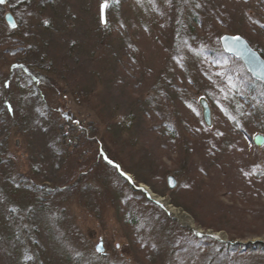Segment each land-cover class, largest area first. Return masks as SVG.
I'll return each mask as SVG.
<instances>
[{
  "label": "rangeland",
  "instance_id": "374dc122",
  "mask_svg": "<svg viewBox=\"0 0 264 264\" xmlns=\"http://www.w3.org/2000/svg\"><path fill=\"white\" fill-rule=\"evenodd\" d=\"M103 2L0 4V264H205L207 236L264 264L263 88L245 103L243 63L197 52L223 34L264 51V0H197L173 15L171 0H108L104 24ZM192 13L194 43L179 47ZM30 231L34 247L18 243ZM189 240L195 262L171 248Z\"/></svg>",
  "mask_w": 264,
  "mask_h": 264
},
{
  "label": "trees",
  "instance_id": "16d2710c",
  "mask_svg": "<svg viewBox=\"0 0 264 264\" xmlns=\"http://www.w3.org/2000/svg\"><path fill=\"white\" fill-rule=\"evenodd\" d=\"M11 0H8V2H10ZM196 2H197V0H171V2H170V4H171V15H173V14H175V13H177L179 10L180 11H183V10H186V11H190V9H193V4L195 5L196 4ZM40 4H42V3H40ZM180 13H182V12H180ZM194 13H197V11H194ZM179 16V15H178ZM27 17H28V15H27ZM27 17H23V18H27ZM190 19V20H189ZM188 19V21H189V27H190V29H189V32H188V30H187V32H185V29H181V27H178L179 29H178V31H177V33H180L179 35H178V39H180L181 41L180 42H174V44H178L179 45V47L182 45V44H184V43H186V45L187 46H192L191 44L192 43H194V42H189L190 40H194L195 39V37H196V31H197V26L195 25V22L198 20V16L197 15H194L193 13H192V16H191V18H189ZM19 25V24H18ZM262 29H264V27H262ZM264 31V30H263ZM243 36V35H242ZM187 37H188V39H187ZM191 37H192V39H191ZM243 37H245L246 38V36H243ZM247 39V38H246ZM186 40H188L187 42H186ZM248 40V39H247ZM249 41V40H248ZM184 42V43H183ZM202 43H205V42H203V41H201V42H198V43H196V44H202ZM208 42H206V44H207ZM249 43L251 44V42L249 41ZM201 45V46H199L198 47V53H200V52H202L205 56H207V57H209V58H211L212 59V61H214L215 62V57H214V55L215 56H218V57H220V58H228V59H230V60H232L233 62H236V61H240L239 59H237V58H235V57H233V56H231V55H229V54H227L226 52H224V50L223 49H221V47L219 46V49H216V50H214L213 52L210 50V46L209 45ZM254 48V47H253ZM255 50H257L261 55H262V57L264 58V51H262V50H260L259 48H257L256 46H255V48H254ZM175 54H177V53H175ZM183 54H185V53H183ZM214 58H213V57ZM241 62V61H240ZM230 70V69H229ZM246 70V69H245ZM30 71V70H29ZM31 72V71H30ZM246 72H247V74H248V76L251 78V80H252V82L250 83V85L248 86V89H246L245 91H244V93L242 92V95H239V98H241L242 99V101H244L245 103L248 101L247 99H249L250 100V98H251V96H253L254 95V93H256V92H258V90H260L259 89V87L261 86L263 89H262V93H263V95H264V84L262 83V82H260V81H258V80H255L251 75H250V73L246 70ZM235 72H233V71H231L230 70V73L229 74H234ZM30 75L32 76L31 78L32 79H35V81H34V83L37 81V80H40V77L38 76H34V75H32L31 73H30ZM224 75H228V74H224ZM229 77H231V76H229ZM254 88H256V89H254ZM44 96V95H43ZM44 98H45V96H44ZM258 100L260 101V105L262 106V107H264V97L263 96H261V95H259L258 96ZM47 110V109H46ZM47 112H49L48 110H47ZM261 131H262V134L264 135V126H262L261 127ZM156 206H157V204H155ZM31 232V233H30ZM28 234H27V237H30V238H26L25 239V237H23V238H20L19 240H18V243H24V244H27V245H31V246H33L34 247V245L31 243V241H32V237H31V234H32V231H30ZM195 235V234H194ZM198 235H195L194 237L197 239V238H200L199 236L197 237ZM177 238L179 239V237L177 236ZM206 241L204 242V244H205V248H204V251H205V255H206V262H205V264H249V261L251 260V258H249V257H243V256H241L240 258H239V256H238V258L239 259H237L236 257L234 258V257H232V251H234V252H236L237 251V248H238V246H236V249H235V245H230L229 243H224V242H219V241H217V239L216 238H214V237H212V236H210V237H203ZM23 240V241H22ZM199 241V240H198ZM188 242H190V240L188 241ZM191 242H194L193 240H191ZM189 243V244H187V243H185V246H184V248H183V245H180V247H179V249H176V246L175 245H172V247L171 248H173V253H180V252H182L183 250L184 251H189V250H192L193 252H195L196 253V258L193 260V262H195V260L196 259H198L197 258V256H198V254L197 253H200L201 254V250L202 249H196V250H194L193 249V246H195L196 245V243L192 246V243ZM178 244V243H177ZM187 244V245H186ZM253 245V244H252ZM252 245H249L248 246V248H252L253 246ZM252 246V247H251ZM255 246V252H258L259 251V249H260V245L258 244V245H254ZM263 246V245H262ZM195 247H197V245L195 246ZM264 250V249H263ZM252 252H253V250H252ZM261 253L263 254V256H264V251H261ZM32 255H35V253L33 252V253H31V255L30 256H32ZM237 256V255H236ZM244 256H247V255H244ZM259 258H261V259H264V257H259ZM250 259V260H249ZM257 259V258H256ZM231 262V263H230ZM196 263H198V262H196ZM195 263V264H196ZM251 264H261V262H259V261H252V263Z\"/></svg>",
  "mask_w": 264,
  "mask_h": 264
},
{
  "label": "water",
  "instance_id": "95a60500",
  "mask_svg": "<svg viewBox=\"0 0 264 264\" xmlns=\"http://www.w3.org/2000/svg\"><path fill=\"white\" fill-rule=\"evenodd\" d=\"M105 15V10L103 12V17ZM100 17H102V14H100ZM5 19L10 27H13V24H15L14 18L11 14H6ZM105 18H101V22L104 24ZM236 37H239L240 39H236ZM220 45L224 52L227 54L239 59L245 69L250 73V75L255 79L264 84V58L262 55L255 50L249 41L239 34H223L220 37ZM201 105L203 108V117L205 123L210 126L211 125V109L209 104L206 100H201ZM64 118L69 119V116L61 111ZM254 143L257 146L264 145V135L263 134H257L254 137ZM168 187L170 189H174L177 185V181L174 176L170 175L167 178ZM147 194L149 195L150 199L157 205H159L161 208L165 209L160 203H157L155 199L152 198V196L147 191ZM98 248H102V250H98ZM96 252L99 254H104V247H103V241H100L95 248Z\"/></svg>",
  "mask_w": 264,
  "mask_h": 264
},
{
  "label": "bare ground",
  "instance_id": "6f19581e",
  "mask_svg": "<svg viewBox=\"0 0 264 264\" xmlns=\"http://www.w3.org/2000/svg\"><path fill=\"white\" fill-rule=\"evenodd\" d=\"M146 191L149 192V194L152 196L153 199L158 201L169 213L174 215L178 218V220L183 223L192 226L193 221L192 219L180 208L174 207L170 200L167 198H163L157 194H154L150 189L146 187Z\"/></svg>",
  "mask_w": 264,
  "mask_h": 264
},
{
  "label": "snow or ice",
  "instance_id": "6c2138e0",
  "mask_svg": "<svg viewBox=\"0 0 264 264\" xmlns=\"http://www.w3.org/2000/svg\"><path fill=\"white\" fill-rule=\"evenodd\" d=\"M6 2V0H0V4H4ZM109 7V3H108V0H104V2L101 4V14H102V19H104L103 17V12L105 9H107ZM105 23H107L106 20H104ZM45 23H47V21H45ZM262 27H264V25H261ZM13 27H16L15 24H13ZM236 39H240L239 37H236ZM9 111H11V107L9 106ZM111 163V161H109ZM116 167L118 168L119 165H116ZM130 179V178H129ZM159 203V202H157ZM117 247H119V245H117ZM98 250H102V248H98Z\"/></svg>",
  "mask_w": 264,
  "mask_h": 264
},
{
  "label": "flooded vegetation",
  "instance_id": "af4514ba",
  "mask_svg": "<svg viewBox=\"0 0 264 264\" xmlns=\"http://www.w3.org/2000/svg\"><path fill=\"white\" fill-rule=\"evenodd\" d=\"M7 2H8V0H6V2H5L4 4H6ZM8 13H9V14H13L14 12L12 13L11 11H9ZM8 13H7V14H8ZM17 24H18V23L15 22V25H16V26H17ZM8 26H9V25H8ZM9 27H10V26H9ZM10 28L13 29V28H15V27H10ZM26 66L28 67L29 70H31V69H30V68H32V67H31V64H27Z\"/></svg>",
  "mask_w": 264,
  "mask_h": 264
}]
</instances>
